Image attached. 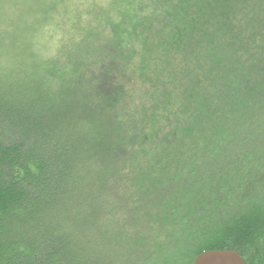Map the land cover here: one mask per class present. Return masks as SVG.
Wrapping results in <instances>:
<instances>
[{"label": "trees", "instance_id": "trees-1", "mask_svg": "<svg viewBox=\"0 0 264 264\" xmlns=\"http://www.w3.org/2000/svg\"><path fill=\"white\" fill-rule=\"evenodd\" d=\"M38 2L0 0V264H264V0Z\"/></svg>", "mask_w": 264, "mask_h": 264}, {"label": "water", "instance_id": "water-1", "mask_svg": "<svg viewBox=\"0 0 264 264\" xmlns=\"http://www.w3.org/2000/svg\"><path fill=\"white\" fill-rule=\"evenodd\" d=\"M193 264H245L234 250H208L199 254Z\"/></svg>", "mask_w": 264, "mask_h": 264}, {"label": "rangeland", "instance_id": "rangeland-1", "mask_svg": "<svg viewBox=\"0 0 264 264\" xmlns=\"http://www.w3.org/2000/svg\"><path fill=\"white\" fill-rule=\"evenodd\" d=\"M16 2V4H19V7L17 8L16 11V15L18 16V18H23L26 22H28L29 20L31 21L33 14H35L36 7L38 6V1L39 0H14ZM1 12H0V19H1ZM17 18V17H16ZM7 26L4 24V27ZM14 26H20V25H16L15 23L11 26H7L6 28L3 27V29L6 32H14V30L11 27ZM10 27V28H9Z\"/></svg>", "mask_w": 264, "mask_h": 264}]
</instances>
